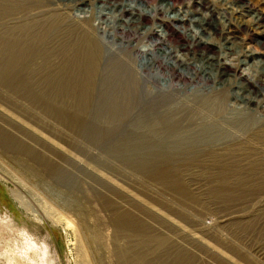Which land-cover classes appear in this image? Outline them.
I'll return each instance as SVG.
<instances>
[{
	"label": "rangeland",
	"instance_id": "374dc122",
	"mask_svg": "<svg viewBox=\"0 0 264 264\" xmlns=\"http://www.w3.org/2000/svg\"><path fill=\"white\" fill-rule=\"evenodd\" d=\"M119 1L138 3L120 11L129 17L119 26L144 37L149 47L138 46L157 52L158 65L163 47L186 62L193 61L191 53L197 60L221 53L227 83L242 73L264 86V70L246 58L264 59V0H178L190 3L183 8L158 0L169 6L168 14L180 7L199 19L190 26L191 33L202 34L199 47L166 28L165 42L151 43L152 32L141 31L150 21L141 15L139 24L131 22L157 0ZM76 8L68 0H0V45L11 41L29 57L12 69L0 67V219L46 241L54 264H264V187L194 186L190 180L208 179L199 173L192 179L189 173L188 182L180 176L177 183L164 161L135 158L122 143L129 132L146 134L147 128L130 127L140 120L131 111L138 100L124 110L127 98L135 97L129 76L149 94L143 124L157 112L161 94L172 93L170 108L185 95L160 89L167 84L162 66L152 89L148 73L141 75L138 63L125 61L126 48L107 50L116 48L96 41L92 23L80 21ZM220 32L223 40L212 35ZM35 49L45 58L35 56ZM67 62L71 68L61 76ZM103 85L118 97L114 103L100 98ZM223 95L230 110L264 124L262 110Z\"/></svg>",
	"mask_w": 264,
	"mask_h": 264
},
{
	"label": "bare ground",
	"instance_id": "6f19581e",
	"mask_svg": "<svg viewBox=\"0 0 264 264\" xmlns=\"http://www.w3.org/2000/svg\"><path fill=\"white\" fill-rule=\"evenodd\" d=\"M68 1L78 6L73 14L80 21H90L92 23L90 28L97 32L96 41H104L106 45L116 48H113L114 50L106 48L107 50L116 53L126 48L124 53L129 54L130 59L125 61L138 63L139 67L137 68H139L141 75L148 73L146 81L152 89H157L156 79L159 77L162 66L165 70V82L167 84L160 86V89L167 88L169 92L180 89V94L185 95L184 100L179 103V106L177 105V108H170L168 103L172 93L161 94L163 99L162 103L156 108L157 112L152 113L148 123L143 124L141 122L142 114L148 111L147 96L149 94L145 89L146 87L140 88L135 83L134 77L131 79L129 76V81L131 84L134 83V87H132L135 89H133L134 93L130 92V94L135 97L132 100L130 99L131 96L127 98L129 102L126 104L127 110H124L126 112L129 111L133 107V102L139 101L140 98L138 99V96H144L145 100V106L141 108V111L137 114L138 116H136L140 120L132 121L130 127L134 130L145 125L147 133L135 135L129 132L128 142L124 141L122 143L125 147H128V150H132L130 152L135 158L142 160L160 159L164 161L168 167L169 177L174 181L176 180L175 182L177 183L180 176L188 182L189 173L190 179H192L191 176L194 177L193 174L199 173L208 179H204L205 183H203V180H190L194 186L209 184L245 188L264 187V124L254 115L245 116L240 112L230 110L231 104L225 103L223 95V93L227 92V99L230 102L238 101L240 104L252 105V107L254 106V108L260 109L264 113V107L262 106L264 105V86L255 82L256 76L234 73L233 79L231 78L232 80L227 83L224 79L225 72L221 53L212 57L204 56V58L199 60L195 58V53H191L190 56H192L191 60L193 61L186 62L185 60L176 59L177 56L171 57L173 50L163 47L160 54L163 63L158 65L155 60L158 56L157 52L155 54L153 53L154 51L147 52V50L138 46L140 43H144L149 47L148 41L144 37L139 38L135 34L136 31L133 33L126 26H123L124 29L119 26L122 19L129 17V15H121L120 11H128L129 7H131L130 5L134 7V4L138 7L136 1L130 0L134 3L128 2L127 4L119 0ZM171 3L182 8L190 4H180L178 0H172ZM167 7L169 6H165L157 0L147 10H141L131 23L139 24L141 15L147 18L150 24H144L141 31L152 32L153 37L150 40L153 44L160 43V41L165 42L166 37L169 35L166 33V28L167 30H173L176 35L189 40L190 43L197 45V47L202 45V39L199 37L202 34L200 32L191 33L190 29L192 24L199 25V19H191V14L181 12L182 8L180 7L177 8V11H174V14H168L169 8ZM260 20L261 18L258 16L256 23H259ZM128 33L132 37L126 38L129 36ZM212 35H215L218 40L224 39L221 32L213 33ZM192 44L189 48L192 47ZM18 46L13 45L11 41H3L1 43L0 67L2 69H12L28 60L29 57L26 55L28 50L22 51ZM215 49L217 47H214ZM98 50L105 51L104 47ZM139 51L146 55L140 57ZM34 54L45 58L44 53L40 50L35 49ZM131 54L134 55L131 56ZM188 55L189 53L187 52L185 56L187 57ZM253 55H246V58H251L255 61L253 62L255 68L264 70V59L254 58ZM144 62L147 64H143ZM65 64L67 65L66 71L65 68H62L63 72H59L61 76H65L67 70L69 71L71 68V62ZM234 68L237 69L238 67ZM88 74L91 73L88 72ZM125 74V77L128 76V73ZM138 77L139 80L143 79L140 76ZM174 79L179 80L180 83L175 84ZM178 84H180V88L177 87ZM104 85L103 91L99 93L101 94L100 98L104 102L114 103L115 101L112 102L111 100L118 97L114 93L109 94ZM253 87L259 89L255 90ZM248 94H252L254 97L250 98ZM119 107L117 106V108ZM134 109H136L135 105L131 111ZM122 115H125V112ZM123 120L121 116L118 121L123 122ZM53 172L60 178H66L65 174L59 170L55 169ZM215 177L216 179L214 180L210 179ZM23 208L27 212L36 213L34 210ZM13 228V224L9 220L0 219L1 262L4 264H54L46 241L42 240L39 242V240L24 230L19 232ZM5 238H8V240Z\"/></svg>",
	"mask_w": 264,
	"mask_h": 264
},
{
	"label": "water",
	"instance_id": "95a60500",
	"mask_svg": "<svg viewBox=\"0 0 264 264\" xmlns=\"http://www.w3.org/2000/svg\"><path fill=\"white\" fill-rule=\"evenodd\" d=\"M137 82L139 81V82H141V80H139V78L137 77ZM142 83V82H141ZM140 99H139V101L136 103V105H135V107H136V110L139 112V111H141V108H143L144 106H145V104H144V102H145V100H144V96L142 97V96H140L139 97ZM141 101V102H140Z\"/></svg>",
	"mask_w": 264,
	"mask_h": 264
}]
</instances>
